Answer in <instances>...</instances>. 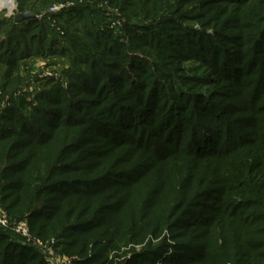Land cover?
Returning a JSON list of instances; mask_svg holds the SVG:
<instances>
[{
  "label": "trees",
  "instance_id": "16d2710c",
  "mask_svg": "<svg viewBox=\"0 0 264 264\" xmlns=\"http://www.w3.org/2000/svg\"><path fill=\"white\" fill-rule=\"evenodd\" d=\"M101 1L124 14L118 36L108 28L112 15L99 7ZM189 1L163 0L168 11L159 14L155 0H82L53 15L64 31L61 36L39 9H31L36 17L20 22L13 18L2 35L8 23L0 22L4 80L18 61L31 55L66 54L70 64L66 87L54 84L32 103L22 96L0 109L4 209L15 215L27 213L30 227L42 228L44 234V229L53 230L65 249L84 254L91 240L98 245L97 236L109 235L112 250L129 240L115 236L120 223L110 218L123 206L121 197H111L113 201L101 206L97 203L98 196L110 190L104 188L136 181L148 172L151 162L178 155L205 159L216 163L209 170L214 179L186 197L176 196L177 208H172L168 228L178 238L189 228L204 230L225 220L226 225H234L229 230L237 245L232 263L264 264V96H260L264 93V24H254L246 39L245 32L233 24L239 22L233 14L224 17L222 30H197L179 17ZM212 1L242 7L251 0ZM257 2L264 6V0ZM262 16L251 12L252 19ZM148 45L170 60L160 58L150 66ZM190 57L210 69L213 78L203 81L221 79L245 89L244 102L220 103L213 95L221 92L194 91L183 81L171 84L165 64ZM3 84L0 87L9 85ZM234 114L238 115L231 117ZM77 128L81 135L68 136ZM251 129L260 134L250 138ZM100 142L108 149L123 146L133 154L142 151L149 158L92 179L83 169L93 163L83 162L96 156L87 146L98 147ZM86 150L90 153L81 156ZM231 161L236 167H229ZM203 198L210 200L205 217L197 210ZM83 199L86 204L80 203ZM138 230L145 232L144 226ZM215 256L198 235L192 241L148 246L133 253L126 264H203ZM103 262L102 255L95 253L78 264ZM0 264L45 262L32 247L0 229Z\"/></svg>",
  "mask_w": 264,
  "mask_h": 264
},
{
  "label": "rangeland",
  "instance_id": "374dc122",
  "mask_svg": "<svg viewBox=\"0 0 264 264\" xmlns=\"http://www.w3.org/2000/svg\"><path fill=\"white\" fill-rule=\"evenodd\" d=\"M257 1L251 0L242 7H235L220 6V4H215L212 0H190L184 5V10L181 11L182 14L179 17L185 25H191L194 29L212 33V30H222L221 28H224V17H228L230 14L238 15L239 22L231 23L238 25L237 27H240L245 32L246 39L247 35L251 33L250 31L253 30L252 26L254 24L256 27L260 26L262 22L264 24V18L259 20L252 19L251 17V12L264 15V6H259ZM64 2H72L74 4L81 3L82 0H66ZM58 3L61 2L57 0H14V7H10L7 4V0H0V22L8 23L2 28L1 35L5 34L12 26L14 14L17 11L32 12L31 9L33 8L34 10L39 9V15H46L47 13L49 25L61 36L64 31L53 17L54 14L49 15L48 13L49 8ZM155 3V9L159 14H165L168 11L163 0H155ZM98 5L99 7L106 8L107 12L112 15L111 20L108 22V28L113 31L114 35L118 36L121 33V25L125 21L123 12L117 6H111L106 1H101ZM173 6L174 4L170 5V7ZM146 49L144 50L148 57L146 60L150 66L156 65L160 61V58L167 59V61L170 60L163 51L158 48L156 50L154 45H148ZM68 60L69 58L66 54L31 55L18 61L16 68L11 71V75L5 80L2 78L5 70L0 66V86L5 82L9 83L7 87H0V109L9 106L10 99L18 100L17 98L20 99L22 96L26 97L29 103H32L41 91L50 88L54 84L66 87L69 80L67 69L70 64ZM164 68L167 71L168 79L173 85H178L180 81H183L194 91L221 92L220 95L218 93L213 95L217 100L219 99L220 103L234 102L242 104L244 102L242 95L245 89H236V85L228 84L221 79L203 81V79L207 80L213 78V76L210 74L209 68L193 57L174 60L173 63L165 64ZM260 96H264V93H261ZM261 101L264 104V97ZM263 109L264 107L261 109L262 112L264 111ZM26 111L29 112L30 110L27 109ZM237 115L234 114L231 117H236ZM245 115H248V113ZM259 132L260 130L255 132V130L251 129L249 137L254 138V134H260ZM72 133L74 135L68 136H71V138L78 137L81 135V128L72 130ZM101 143L98 144V147L87 146L89 147L87 150L92 149L96 151V156L91 155L83 162L84 165L85 163H88V165L93 163L83 169V173L92 179L107 170L122 171L129 169L136 162H142L149 158L142 151L134 152L135 154H133L127 147L121 146L108 149L107 144ZM87 150L82 152L81 156L86 157L90 153ZM233 163L235 162H229V167ZM215 164L214 162L210 164L205 159L178 155L168 158L164 162H151L152 166L148 172L128 185L123 187L114 185L110 188H104L110 190H106L101 196H98L97 203L101 206L104 203L113 201L111 197H121L123 206L112 214L110 218H114L116 223H120L115 236L117 235V238L120 240L121 238L129 240L127 244L120 242V246L112 250L108 242L109 235L97 236L100 241L98 245L97 242L91 240L84 254H79L78 250L65 249L62 244L63 241L59 240L60 238L52 233L53 230L51 232L44 229V234L42 228H31L27 213L15 215V212L3 208L1 199L0 217L6 218L11 225L14 223L25 224L32 241L31 245H27L37 252L45 264H62L65 260L69 261V264H78V262L80 263L93 257L95 253L102 255L103 264H126V261L133 253H139L148 246L158 245L162 242L172 245L175 241H192L198 235L201 236L202 242L210 245V251L216 255L213 259L203 264H233L232 257H234L233 254L237 250V245H235L234 237L230 236L229 230L231 227L234 229V225H226L225 220L216 222L215 225L209 226L204 230L199 229L197 231V229L189 228L178 238H175L176 236H173L172 231L168 228V224L172 221L170 217L172 208L175 207V210L177 208L175 204L176 196L184 194L186 197L190 193L204 188L207 182L214 179L209 176L211 174L209 170L213 169L212 167ZM194 165H198L200 169L194 170ZM255 165L257 164L255 163L250 168V171L255 169ZM234 167L236 166L234 165ZM234 167L232 169L236 173H239ZM219 170L217 169V171ZM146 197L151 198L145 201ZM83 200L80 203L86 204V199ZM200 202L202 204L197 206V210L200 215L205 217L209 214L206 203H209L210 200L203 198ZM11 225L0 227V229L24 242L21 236L14 232ZM142 225L145 232L138 230L140 226L143 229ZM157 225L161 228L159 229Z\"/></svg>",
  "mask_w": 264,
  "mask_h": 264
},
{
  "label": "built area",
  "instance_id": "2783aa9c",
  "mask_svg": "<svg viewBox=\"0 0 264 264\" xmlns=\"http://www.w3.org/2000/svg\"><path fill=\"white\" fill-rule=\"evenodd\" d=\"M72 4H73L72 2L58 3V4L50 7L48 13H49V15H53V14L59 12L60 10L66 8L68 6H71ZM10 225L11 224L8 222V220L6 218L0 217V227H8ZM11 226H12V229L14 230V232L21 236L22 240L24 241L22 243H25L26 245L27 244L31 245L32 241H31V238H30L29 233H28V229L25 226V224L14 223ZM62 264H69V261L65 260Z\"/></svg>",
  "mask_w": 264,
  "mask_h": 264
},
{
  "label": "water",
  "instance_id": "95a60500",
  "mask_svg": "<svg viewBox=\"0 0 264 264\" xmlns=\"http://www.w3.org/2000/svg\"><path fill=\"white\" fill-rule=\"evenodd\" d=\"M33 17H36V15L33 12H31V11H25V12L17 11L14 14V20L16 22H20V21H22L24 19L33 18Z\"/></svg>",
  "mask_w": 264,
  "mask_h": 264
},
{
  "label": "bare ground",
  "instance_id": "6f19581e",
  "mask_svg": "<svg viewBox=\"0 0 264 264\" xmlns=\"http://www.w3.org/2000/svg\"><path fill=\"white\" fill-rule=\"evenodd\" d=\"M7 4H8L10 7H14V0H7Z\"/></svg>",
  "mask_w": 264,
  "mask_h": 264
}]
</instances>
